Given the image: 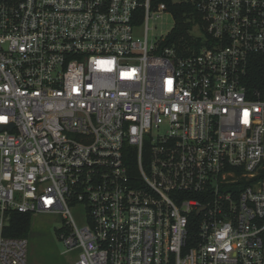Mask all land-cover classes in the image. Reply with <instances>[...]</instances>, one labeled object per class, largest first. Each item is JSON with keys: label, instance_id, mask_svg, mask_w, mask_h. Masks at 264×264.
<instances>
[{"label": "built area", "instance_id": "1", "mask_svg": "<svg viewBox=\"0 0 264 264\" xmlns=\"http://www.w3.org/2000/svg\"><path fill=\"white\" fill-rule=\"evenodd\" d=\"M187 2L181 54L154 0H0V264L13 213L61 216L75 264H264V0Z\"/></svg>", "mask_w": 264, "mask_h": 264}, {"label": "rangeland", "instance_id": "2", "mask_svg": "<svg viewBox=\"0 0 264 264\" xmlns=\"http://www.w3.org/2000/svg\"><path fill=\"white\" fill-rule=\"evenodd\" d=\"M175 21L173 15L165 13L160 18H153L148 22L149 45L165 41L173 31ZM146 25L135 29L136 40L145 41ZM192 35L198 36L197 25ZM73 217L78 225L85 222L84 211L81 208L73 210ZM64 224L61 216L34 215L31 220L27 264H75L71 254L66 253V247L60 239V232Z\"/></svg>", "mask_w": 264, "mask_h": 264}, {"label": "trees", "instance_id": "3", "mask_svg": "<svg viewBox=\"0 0 264 264\" xmlns=\"http://www.w3.org/2000/svg\"><path fill=\"white\" fill-rule=\"evenodd\" d=\"M165 4L173 15L175 27L163 42V47H173L179 53L199 51V40L192 31L197 24L203 26L202 16L187 0H154V5ZM245 85L250 90L264 91V53L253 55L249 60ZM31 214L13 213L6 235L13 238H27L31 228Z\"/></svg>", "mask_w": 264, "mask_h": 264}]
</instances>
